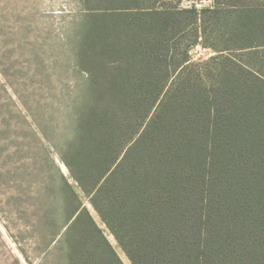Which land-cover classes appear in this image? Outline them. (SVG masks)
Masks as SVG:
<instances>
[{"label":"trees","instance_id":"16d2710c","mask_svg":"<svg viewBox=\"0 0 264 264\" xmlns=\"http://www.w3.org/2000/svg\"><path fill=\"white\" fill-rule=\"evenodd\" d=\"M213 1L75 0L60 96L0 90L3 226L40 264H124L106 233L129 264H264V0Z\"/></svg>","mask_w":264,"mask_h":264},{"label":"rangeland","instance_id":"374dc122","mask_svg":"<svg viewBox=\"0 0 264 264\" xmlns=\"http://www.w3.org/2000/svg\"><path fill=\"white\" fill-rule=\"evenodd\" d=\"M213 2L182 0L181 6L202 8ZM76 9L75 0H0V90L5 97L32 102L60 96V84L73 79L69 69L64 68V37ZM192 54L194 59L212 55L200 47L193 49ZM5 155L3 152L2 157ZM1 207L0 264H40L41 254L33 251L28 240L18 242L13 232L6 231L3 223L8 224L7 214ZM94 218L101 225L95 215ZM106 235L120 259L129 264L113 238Z\"/></svg>","mask_w":264,"mask_h":264}]
</instances>
